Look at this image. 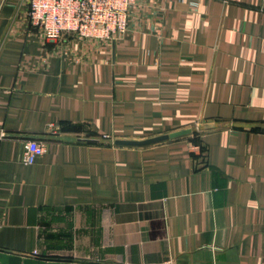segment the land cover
Listing matches in <instances>:
<instances>
[{
    "label": "crops",
    "instance_id": "obj_1",
    "mask_svg": "<svg viewBox=\"0 0 264 264\" xmlns=\"http://www.w3.org/2000/svg\"><path fill=\"white\" fill-rule=\"evenodd\" d=\"M28 9L0 0V264H264V0H137L115 40Z\"/></svg>",
    "mask_w": 264,
    "mask_h": 264
},
{
    "label": "built area",
    "instance_id": "obj_2",
    "mask_svg": "<svg viewBox=\"0 0 264 264\" xmlns=\"http://www.w3.org/2000/svg\"><path fill=\"white\" fill-rule=\"evenodd\" d=\"M137 0H28V18L44 40L73 34L82 39L115 40L129 32L131 8ZM45 143H24L22 161L34 164Z\"/></svg>",
    "mask_w": 264,
    "mask_h": 264
},
{
    "label": "water",
    "instance_id": "obj_3",
    "mask_svg": "<svg viewBox=\"0 0 264 264\" xmlns=\"http://www.w3.org/2000/svg\"><path fill=\"white\" fill-rule=\"evenodd\" d=\"M191 132H192V129H183V130L173 131L171 133H167V134H163V135H159L155 137H150V138L142 139V140L116 139L114 143L116 145H123V146H147V145L164 142L170 139H175V138L181 137Z\"/></svg>",
    "mask_w": 264,
    "mask_h": 264
}]
</instances>
